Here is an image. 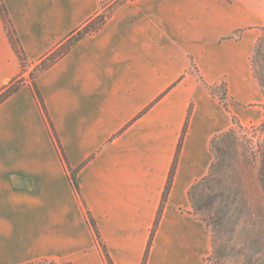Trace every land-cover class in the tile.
<instances>
[{"label":"crops","instance_id":"crops-1","mask_svg":"<svg viewBox=\"0 0 264 264\" xmlns=\"http://www.w3.org/2000/svg\"><path fill=\"white\" fill-rule=\"evenodd\" d=\"M108 1L1 0L28 68ZM261 27L264 0H127L36 76L112 264H212L210 231L188 194L208 173L214 136L233 118L242 126L263 121L264 95L249 59ZM20 73L0 15V91ZM210 87H224L225 107ZM37 262L107 264L38 104L22 86L0 103V264Z\"/></svg>","mask_w":264,"mask_h":264},{"label":"trees","instance_id":"trees-1","mask_svg":"<svg viewBox=\"0 0 264 264\" xmlns=\"http://www.w3.org/2000/svg\"><path fill=\"white\" fill-rule=\"evenodd\" d=\"M125 1L127 0H109L107 3L103 4L102 11L98 15L70 33V35L52 52L36 63H33L31 68H28L26 67L27 62L24 52L8 20L4 5L0 0V15L4 23L6 34L21 64V73L19 77L10 81L1 89L0 103L17 92L22 86H28L30 88L42 116L44 117L56 151L64 167L68 170L70 184L84 207L86 221L92 230L94 239L100 247L107 264H112V262L100 238L96 224L81 197L80 190L75 180L76 170L71 169L67 163L66 156L61 149L53 125L47 115L42 97L36 87L35 78L40 72L49 68L62 56L68 53L70 48L82 38L97 32L110 17L114 9ZM260 30L261 35L256 40L249 59L252 73L258 81L264 95V27H261ZM26 72L27 75H25ZM215 90L216 87H210L212 94H216ZM217 96L225 107V93L221 92L217 94ZM187 121L188 119H186L184 123L176 154L168 174L151 236L156 229L162 207L170 189L177 155L181 147L183 135L186 131ZM232 124L230 129L211 139L210 150L213 153V161L207 175L190 188L188 194L189 200L192 205L193 214L202 221L210 231L212 246L211 256L213 255L218 259L227 258L230 260L231 264H264V145L260 146L259 149L255 151V156H257L258 160L256 175L261 189L262 201L254 205L242 191L241 187H232L229 181L228 183L226 181L227 178L224 169H226V167L231 168L230 163L233 161V155L239 141L238 131L246 130V127L240 125L235 118L232 119ZM250 127L255 129L260 128L264 134V118L259 125H252ZM217 201L218 205L214 207V209L212 208L213 212L207 213L206 218L198 215L199 212L215 206ZM150 241L145 251L143 261L146 259Z\"/></svg>","mask_w":264,"mask_h":264},{"label":"rangeland","instance_id":"rangeland-1","mask_svg":"<svg viewBox=\"0 0 264 264\" xmlns=\"http://www.w3.org/2000/svg\"><path fill=\"white\" fill-rule=\"evenodd\" d=\"M26 67L28 66L26 65ZM25 74L27 75V72ZM223 88L224 87H216V94H220L221 92L225 93ZM244 127H246V130L238 131L239 141L233 155V161L230 163L231 168L226 167L224 173L227 178V183L229 181L232 187H241L242 191L248 196L250 202L256 205L262 201V194L256 175L258 160L257 156H255V151L258 150L260 146L264 145V134L260 128L255 129L250 126ZM217 205L218 201L215 203V206L199 212L198 215L206 218L207 213L213 212L214 207ZM209 260L212 264H231L229 259H218L213 255H210Z\"/></svg>","mask_w":264,"mask_h":264},{"label":"built area","instance_id":"built-area-1","mask_svg":"<svg viewBox=\"0 0 264 264\" xmlns=\"http://www.w3.org/2000/svg\"><path fill=\"white\" fill-rule=\"evenodd\" d=\"M34 264H44L43 262H37V263H34Z\"/></svg>","mask_w":264,"mask_h":264}]
</instances>
